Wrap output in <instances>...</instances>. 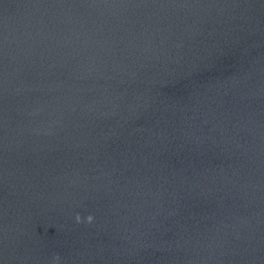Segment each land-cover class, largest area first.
<instances>
[{
  "label": "water",
  "instance_id": "obj_1",
  "mask_svg": "<svg viewBox=\"0 0 264 264\" xmlns=\"http://www.w3.org/2000/svg\"><path fill=\"white\" fill-rule=\"evenodd\" d=\"M0 264H264V0H0Z\"/></svg>",
  "mask_w": 264,
  "mask_h": 264
},
{
  "label": "clouds",
  "instance_id": "obj_2",
  "mask_svg": "<svg viewBox=\"0 0 264 264\" xmlns=\"http://www.w3.org/2000/svg\"><path fill=\"white\" fill-rule=\"evenodd\" d=\"M93 219H94V217H93L91 214H89L87 217H85V218H84V221L81 220V216H80L79 214H77V215L75 216V220H76L77 223H81V222L91 223V222L93 221ZM55 259H56V260H59V256L57 255V256L55 257Z\"/></svg>",
  "mask_w": 264,
  "mask_h": 264
}]
</instances>
